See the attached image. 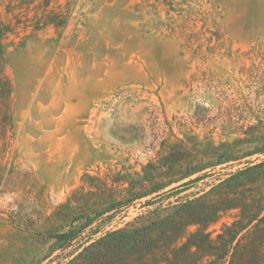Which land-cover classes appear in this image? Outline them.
Segmentation results:
<instances>
[{
	"label": "rangeland",
	"instance_id": "1",
	"mask_svg": "<svg viewBox=\"0 0 264 264\" xmlns=\"http://www.w3.org/2000/svg\"><path fill=\"white\" fill-rule=\"evenodd\" d=\"M43 2L0 0V264H264V0Z\"/></svg>",
	"mask_w": 264,
	"mask_h": 264
},
{
	"label": "trees",
	"instance_id": "2",
	"mask_svg": "<svg viewBox=\"0 0 264 264\" xmlns=\"http://www.w3.org/2000/svg\"><path fill=\"white\" fill-rule=\"evenodd\" d=\"M35 0H9V3L7 5V12L8 13H13L15 9H20L23 5H30L33 3ZM71 0H67V4ZM51 3V0H44L42 4H39V8L41 9V14L40 16L36 14L33 19H31L33 22V27L34 29H40L43 26L47 25H53L55 27H64L66 25V18H63L60 14L54 12V11H49L48 12V7ZM19 13L15 14V16H18ZM25 21H30L28 17L25 18ZM10 32L9 27L3 26L0 24V62H1V57L4 52V46L2 44V40L4 35ZM3 78L0 75V84L2 82ZM0 88L8 89L9 87L6 85L5 82ZM231 229L227 227L225 231L228 233ZM240 230H233L231 231L229 235V239L226 241V243H232L233 240L235 239L236 235L239 233ZM225 232V234H226ZM109 240H106V242L103 244L104 247L103 249H106V255H104V258L98 262L97 259L93 254L87 256L84 260L85 264H109L107 261L110 259V255L117 253L120 251L123 247H126L128 245V241L125 239V236L121 232H115L111 233L108 235ZM219 238H222L219 236ZM200 249V246L198 247ZM127 251H132L131 248H128Z\"/></svg>",
	"mask_w": 264,
	"mask_h": 264
}]
</instances>
